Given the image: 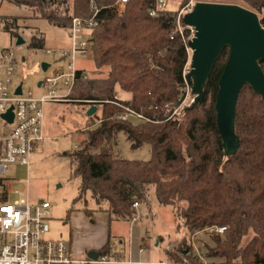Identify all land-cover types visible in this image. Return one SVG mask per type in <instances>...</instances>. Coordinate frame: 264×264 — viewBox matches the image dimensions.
<instances>
[{"label": "trees", "instance_id": "16d2710c", "mask_svg": "<svg viewBox=\"0 0 264 264\" xmlns=\"http://www.w3.org/2000/svg\"><path fill=\"white\" fill-rule=\"evenodd\" d=\"M9 1L64 29L73 17L90 15L91 1L99 9L91 53L97 68H109L108 75L89 78L78 71L69 93L76 100H100L93 103V114L86 113L92 126L85 139L65 153L72 175L80 179L77 199L88 192L98 210L105 204L114 218L130 220L135 212L131 203L146 204L152 188L160 204L172 206L177 232L181 227L190 233L225 226L224 234L213 233V245L205 246L207 264H264V99L249 85L242 87L234 120L239 144L234 153H225L214 104L228 49L221 51L206 79L203 98L171 116L184 96L188 60L176 27L177 10L150 15L154 0ZM228 1L255 11L264 27V0ZM18 18L0 17L14 37ZM28 46L43 47V37L31 35ZM260 64L264 71V60ZM116 91L129 97H116ZM123 106L147 119H120L127 113ZM119 133L131 148L148 144L149 158H123L116 147ZM108 250L106 243L99 251L104 255ZM165 256L167 264H204L185 239L168 247Z\"/></svg>", "mask_w": 264, "mask_h": 264}, {"label": "rangeland", "instance_id": "374dc122", "mask_svg": "<svg viewBox=\"0 0 264 264\" xmlns=\"http://www.w3.org/2000/svg\"><path fill=\"white\" fill-rule=\"evenodd\" d=\"M214 2L229 3L228 0H213ZM193 2H195L193 0ZM187 1L166 0V9L177 13ZM237 4V3H236ZM239 4V3H238ZM19 17L18 35L24 42L16 44V36L5 31L0 23V49H12L16 52L18 65L15 72V82H22L24 90L30 89L35 94L41 91L36 86L37 81L44 75L54 74L56 71H66L65 62L58 59L56 53L45 54V48L60 49L70 46V38L64 28L50 24L42 18H33L27 7L16 5L9 0H2L0 4V17ZM43 37V47L30 48L28 46L31 35ZM190 35V31H188ZM190 54L185 71L190 68ZM46 62L49 67L42 71L40 63ZM75 66L84 71L89 78L105 77L109 68H97L94 64L92 53L77 55ZM117 97L128 98L129 94L116 91ZM182 105L191 103L193 95L190 87H183ZM70 102L47 103L44 106L43 130L45 138L34 143L29 156V164H13L2 175L3 183L7 182L8 197L10 201L27 197L30 202L47 201L50 204V230L45 235L47 238H66L68 235L67 220L71 211L77 209L91 210L96 207L95 201L87 192L78 198L80 179L72 175L73 165L70 163L66 152L75 148L86 137L88 127L92 124L84 116V106ZM181 113L179 114V116ZM116 147L123 158L129 160H145L149 158V145L143 144L139 148H131L129 141L123 133H119ZM136 221H117L113 227H118L123 235L112 237L111 246L121 255L127 256L128 246L133 258L145 261V264H159L164 260L167 264L165 250L176 246L182 239L192 247L194 253L203 257L205 246L213 245L216 236L210 230L187 232L184 227L176 231L173 208L171 205L160 204L154 195L153 189L148 191L147 203L139 201ZM105 205V204H103ZM114 236V235H113ZM157 241L156 247L154 242ZM124 251V252H123ZM88 252L72 253L77 260L89 259ZM87 264H99L90 261Z\"/></svg>", "mask_w": 264, "mask_h": 264}, {"label": "built area", "instance_id": "2783aa9c", "mask_svg": "<svg viewBox=\"0 0 264 264\" xmlns=\"http://www.w3.org/2000/svg\"><path fill=\"white\" fill-rule=\"evenodd\" d=\"M122 2L126 0H121ZM2 0H0L1 4ZM194 2L188 0L176 15V27L179 35L185 43L187 55L192 50L188 41L194 36V29L184 25L181 18L184 13L191 10ZM166 9V0H154V6L149 10L150 15H155L158 10ZM91 13L86 18L73 17L70 25L65 28L70 38V46L67 48H45V54L56 53L58 59L65 62L66 71H56L51 75H44L37 81L39 94L32 90H24L22 82H15V72L18 65L17 54L12 49H0V264H76L82 262L75 259L70 251L66 239L47 238L50 226V204L47 201L30 202L27 197H20L13 201L8 197V183H3L2 175L13 164H29V156L34 143L45 138L43 130L44 106L47 103L70 102L69 93L77 79L79 70L75 66L77 55L91 52V33L97 26L98 7L94 2L90 3ZM187 30V33L185 34ZM190 31V35L188 34ZM188 61V60H187ZM187 64V62H186ZM183 70L185 86L191 85L186 81L188 71ZM190 65V60H189ZM84 72V71H82ZM85 74V73H84ZM18 85L21 86L17 93ZM117 97V96H116ZM86 103L87 109L94 102L100 100L83 99L74 100ZM183 97L171 112V116H179L181 111L191 105H182ZM117 103V102H115ZM118 104V103H117ZM122 106L121 104H118ZM12 107L13 117L11 121L4 119L3 114ZM126 114L119 115L120 119L130 116L135 119H147L142 114L125 107ZM139 201L134 200L131 207L135 210L131 221L139 218ZM210 230L215 235H223L225 226L212 227ZM198 232V231H196ZM193 254L206 261L197 253ZM99 262H105L106 257L100 255ZM164 264H166L164 262Z\"/></svg>", "mask_w": 264, "mask_h": 264}, {"label": "water", "instance_id": "95a60500", "mask_svg": "<svg viewBox=\"0 0 264 264\" xmlns=\"http://www.w3.org/2000/svg\"><path fill=\"white\" fill-rule=\"evenodd\" d=\"M181 21L194 29V36L188 41L192 53L190 68L185 75L186 81L191 82L194 96L191 105L203 98L206 79L221 51L228 49L218 77L214 108L224 152L234 153L239 144L234 132L236 103L242 87L249 85L264 99V71L260 64L264 60V27L255 11L236 3L214 1L194 2ZM23 42V38L17 35L16 44ZM40 66L46 71L49 64L41 62ZM20 88L18 85L17 93ZM95 111L96 106L91 105L86 113L91 115ZM3 117L12 120V107ZM100 255V251H90L87 257L94 261Z\"/></svg>", "mask_w": 264, "mask_h": 264}, {"label": "crops", "instance_id": "0c3cea01", "mask_svg": "<svg viewBox=\"0 0 264 264\" xmlns=\"http://www.w3.org/2000/svg\"><path fill=\"white\" fill-rule=\"evenodd\" d=\"M49 67V66H48ZM47 67V68H48ZM47 70V69H46ZM81 70V69H79ZM83 71V70H82ZM84 116L86 117V107L84 106ZM98 210L97 205L87 213L84 209H77L70 212L67 220L68 235L65 238L69 243V248L72 253H85L88 251H99L106 243L109 244V250L106 254L105 262H99L98 259L94 260L99 264H145L138 258H133L130 247L128 246L127 256L125 252L121 255L119 251H115L111 246L112 237H121L122 232L118 227H113L112 215L109 211ZM117 221H127L124 219H116ZM114 235V236H113ZM62 237V236H61ZM157 241L154 242L156 247ZM82 262L76 264H87L90 259L81 260ZM159 264H164V260L159 261Z\"/></svg>", "mask_w": 264, "mask_h": 264}]
</instances>
